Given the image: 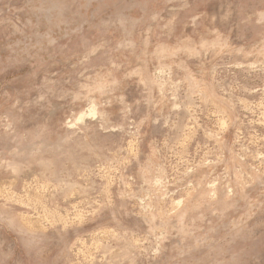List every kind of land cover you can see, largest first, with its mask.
I'll use <instances>...</instances> for the list:
<instances>
[{"label": "rangeland", "instance_id": "374dc122", "mask_svg": "<svg viewBox=\"0 0 264 264\" xmlns=\"http://www.w3.org/2000/svg\"><path fill=\"white\" fill-rule=\"evenodd\" d=\"M0 264H264V0H0Z\"/></svg>", "mask_w": 264, "mask_h": 264}, {"label": "bare ground", "instance_id": "6f19581e", "mask_svg": "<svg viewBox=\"0 0 264 264\" xmlns=\"http://www.w3.org/2000/svg\"><path fill=\"white\" fill-rule=\"evenodd\" d=\"M226 124V123H225Z\"/></svg>", "mask_w": 264, "mask_h": 264}]
</instances>
